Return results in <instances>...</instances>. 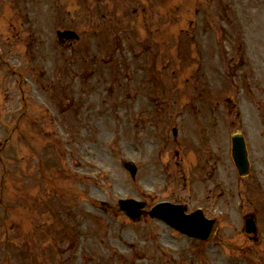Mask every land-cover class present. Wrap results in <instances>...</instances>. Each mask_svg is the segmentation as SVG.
I'll list each match as a JSON object with an SVG mask.
<instances>
[{"label":"rangeland","instance_id":"374dc122","mask_svg":"<svg viewBox=\"0 0 264 264\" xmlns=\"http://www.w3.org/2000/svg\"><path fill=\"white\" fill-rule=\"evenodd\" d=\"M221 3L232 22L227 28L222 20L223 32L213 24ZM67 26L80 37L63 44L56 31ZM152 36L161 52L170 47L172 66L189 58L195 68L194 49L202 51L209 73L200 98L221 104L209 109L220 123L199 140L208 145L212 136L222 150L220 171L238 179L231 137L242 129L251 171L264 176V0H0V264H264V212L258 244L244 231V196L239 202L226 194L219 210L203 202L211 181L206 151L196 150L186 113L171 104L179 95L184 102L191 87L184 88L181 67L173 78L160 64L149 69ZM237 43L241 55L230 59ZM215 45L224 53L211 59ZM98 50L115 56L98 60ZM29 55L35 70L22 84L13 69L32 63ZM150 75L152 92L145 88ZM127 161L137 165L136 176ZM234 184L224 187L232 193ZM125 197L149 210L165 200L189 210L204 204L218 221L213 241L174 237L149 212L135 223L118 206ZM233 253L248 260L231 263L226 255Z\"/></svg>","mask_w":264,"mask_h":264},{"label":"water","instance_id":"95a60500","mask_svg":"<svg viewBox=\"0 0 264 264\" xmlns=\"http://www.w3.org/2000/svg\"><path fill=\"white\" fill-rule=\"evenodd\" d=\"M234 156H235V159L237 161V164L239 166L240 171L246 172L248 170V161H247V157H246V150H245L243 140L239 139L238 137H234ZM128 166H130V168L133 171H135V168L133 166H131L129 164H128ZM165 204H168V203L161 204L159 207H157V209H155L153 211V213L161 216L163 219L167 220L169 223H171L173 225H176V226L181 227V228L183 227L186 231L193 233L197 236L207 237L209 234V229H211L210 232L213 234V232L216 228V224L212 225V222L204 220L200 214H195V220L206 226V228H204L203 231H201V230L195 231L196 229H192V228L184 226L182 224L179 225L171 217H169L167 215L165 208L168 207L169 204L166 206H165ZM124 205L125 206L123 208L124 209L127 208L130 216H132L134 218H139V216L141 214V210H140V208H138V205H137V207H130L128 203L127 204L125 203ZM142 205H143L142 203H139V206H142ZM247 229L249 231L255 230L254 225L250 221H248Z\"/></svg>","mask_w":264,"mask_h":264}]
</instances>
